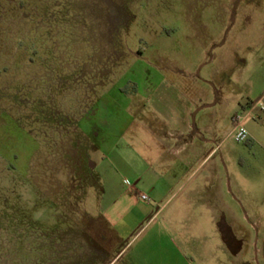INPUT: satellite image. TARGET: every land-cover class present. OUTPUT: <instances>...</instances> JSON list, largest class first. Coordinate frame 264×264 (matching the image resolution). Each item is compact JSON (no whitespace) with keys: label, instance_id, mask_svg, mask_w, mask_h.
Instances as JSON below:
<instances>
[{"label":"rangeland","instance_id":"1","mask_svg":"<svg viewBox=\"0 0 264 264\" xmlns=\"http://www.w3.org/2000/svg\"><path fill=\"white\" fill-rule=\"evenodd\" d=\"M263 28L264 0H0V264L96 262L86 224L101 212L100 166L116 141L134 138L142 111L153 121L182 90L196 94L176 82L205 86L214 103V39L249 33L254 56ZM260 112L245 120L249 132L264 130ZM216 158L227 208L204 215L199 239L190 224L188 247L159 248L149 228L118 264H264V147L230 135Z\"/></svg>","mask_w":264,"mask_h":264},{"label":"crops","instance_id":"2","mask_svg":"<svg viewBox=\"0 0 264 264\" xmlns=\"http://www.w3.org/2000/svg\"><path fill=\"white\" fill-rule=\"evenodd\" d=\"M253 43L249 33L242 36L232 30L216 37L212 56L217 93L214 103L205 86L176 82L171 85L173 88L193 86L197 88L196 94L182 90L177 106L167 115L153 112V121L142 111L135 118L139 121L132 132L134 138L116 141L100 166L105 184L101 212L86 224L91 250L97 242L102 254L96 262L91 259L87 264H118L124 249L149 228L152 245L171 247L176 239L182 247H188L189 225L198 240L199 233L205 231L204 215L209 211L216 215L223 206L227 208L221 161L216 156L232 133L234 116L260 100L264 103V89L252 91L255 87H264V77L257 75L260 69L252 61L264 62V34L259 40L262 50L254 56L250 50ZM217 104L219 110L215 108ZM228 109H231L229 113ZM227 114L231 115L233 124L229 122L228 134L219 139L221 121ZM261 115L264 113L257 116ZM130 123H135L134 119ZM260 127L264 128V124ZM249 134L245 143L264 147L263 129ZM142 194L148 198L143 200ZM180 194L183 196L181 208L167 211L171 200ZM121 240L127 241L117 255L105 256L106 250ZM179 253V260L188 258L182 251ZM166 263L163 257L157 262Z\"/></svg>","mask_w":264,"mask_h":264},{"label":"built area","instance_id":"3","mask_svg":"<svg viewBox=\"0 0 264 264\" xmlns=\"http://www.w3.org/2000/svg\"><path fill=\"white\" fill-rule=\"evenodd\" d=\"M259 109L261 112L264 113V103L263 101H258L254 104H252L249 109L239 112L234 116V127L232 130L231 135L234 136L235 140L239 143H244L247 142L250 138L249 131L247 128L244 126L245 120L252 116L256 110ZM258 115V114H257ZM141 198L143 200H146L148 196L146 194H142Z\"/></svg>","mask_w":264,"mask_h":264}]
</instances>
